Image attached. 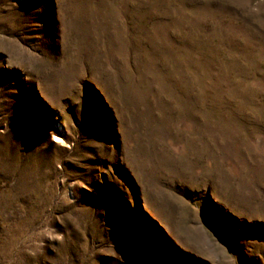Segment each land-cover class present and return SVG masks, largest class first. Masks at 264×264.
Returning a JSON list of instances; mask_svg holds the SVG:
<instances>
[{
  "label": "rangeland",
  "instance_id": "374dc122",
  "mask_svg": "<svg viewBox=\"0 0 264 264\" xmlns=\"http://www.w3.org/2000/svg\"><path fill=\"white\" fill-rule=\"evenodd\" d=\"M0 264H264V0H0Z\"/></svg>",
  "mask_w": 264,
  "mask_h": 264
}]
</instances>
